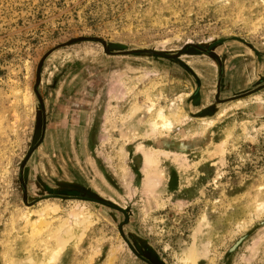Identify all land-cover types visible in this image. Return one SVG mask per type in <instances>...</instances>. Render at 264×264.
Instances as JSON below:
<instances>
[{"label":"rangeland","instance_id":"374dc122","mask_svg":"<svg viewBox=\"0 0 264 264\" xmlns=\"http://www.w3.org/2000/svg\"><path fill=\"white\" fill-rule=\"evenodd\" d=\"M0 264H264V0H0Z\"/></svg>","mask_w":264,"mask_h":264},{"label":"bare ground","instance_id":"6f19581e","mask_svg":"<svg viewBox=\"0 0 264 264\" xmlns=\"http://www.w3.org/2000/svg\"><path fill=\"white\" fill-rule=\"evenodd\" d=\"M176 115V114H175ZM173 118V114H163V113H159L158 115V119L161 122V124L163 126H167L170 127L172 125V119ZM44 221V220H43ZM34 227V226H33ZM75 237V233L74 231H72L71 229L64 231V233L60 236L59 238V250H61V248H63L64 245H66V243L70 242L72 239H74ZM58 250V249H57ZM56 250V251H57ZM194 249H190L189 251L186 252V257L189 258L190 260H194ZM61 252V251H60ZM63 252V251H62ZM11 253V252H10ZM57 254V253H55ZM60 254V253H59ZM3 255V254H2ZM54 258V257H53ZM3 259V258H2ZM12 260V259H11ZM16 262V261H15ZM23 262V261H22ZM52 262V261H51ZM33 263V262H32Z\"/></svg>","mask_w":264,"mask_h":264},{"label":"flooded vegetation","instance_id":"af4514ba","mask_svg":"<svg viewBox=\"0 0 264 264\" xmlns=\"http://www.w3.org/2000/svg\"><path fill=\"white\" fill-rule=\"evenodd\" d=\"M234 68H235L234 66L231 67L226 73H223V71H222V74H223L222 77L223 78L219 82L221 89H223V90L228 89V87L230 86V83H232L230 78H229V75L234 70Z\"/></svg>","mask_w":264,"mask_h":264}]
</instances>
